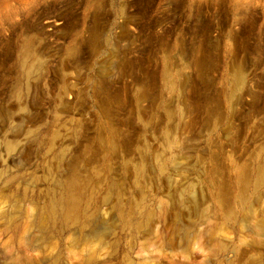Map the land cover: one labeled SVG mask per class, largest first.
Listing matches in <instances>:
<instances>
[{
    "label": "rangeland",
    "instance_id": "rangeland-1",
    "mask_svg": "<svg viewBox=\"0 0 264 264\" xmlns=\"http://www.w3.org/2000/svg\"><path fill=\"white\" fill-rule=\"evenodd\" d=\"M144 3L0 0V264H264V15Z\"/></svg>",
    "mask_w": 264,
    "mask_h": 264
},
{
    "label": "trees",
    "instance_id": "trees-1",
    "mask_svg": "<svg viewBox=\"0 0 264 264\" xmlns=\"http://www.w3.org/2000/svg\"><path fill=\"white\" fill-rule=\"evenodd\" d=\"M240 5L235 0H148L134 9L148 11V24L168 19L183 23L184 32L206 35L225 32L227 24L239 13L243 15L241 25L234 32L241 35L258 33L255 26L264 15L262 6L247 3L240 8Z\"/></svg>",
    "mask_w": 264,
    "mask_h": 264
},
{
    "label": "bare ground",
    "instance_id": "bare-ground-1",
    "mask_svg": "<svg viewBox=\"0 0 264 264\" xmlns=\"http://www.w3.org/2000/svg\"><path fill=\"white\" fill-rule=\"evenodd\" d=\"M263 173L264 172H262L261 174H260V178H259V180L260 179H262V177H263ZM76 182H77V180H76V178H72L70 181H69V185H75L76 184ZM242 198H245V195L243 194L242 195ZM70 204H71V208H70V211H69V213H68V215L69 216H71L72 214H74L75 212V210H76V201H75V199L74 198H72L71 199V202H70ZM66 213V212H65ZM253 229H254V232L256 233V235H258L259 236V233H260V230H261V226L259 225V224H255L254 225V227H253ZM100 232V231H99ZM94 238L95 239H98L99 241H104V238H103V234H101V233H95L94 235ZM85 238V237H84ZM257 239V238H256ZM254 242H263L264 243V241H261V240H259V239H257V241H254Z\"/></svg>",
    "mask_w": 264,
    "mask_h": 264
}]
</instances>
